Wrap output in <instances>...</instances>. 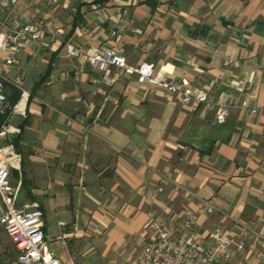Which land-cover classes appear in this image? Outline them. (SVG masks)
<instances>
[{
  "label": "crops",
  "instance_id": "0c3cea01",
  "mask_svg": "<svg viewBox=\"0 0 264 264\" xmlns=\"http://www.w3.org/2000/svg\"><path fill=\"white\" fill-rule=\"evenodd\" d=\"M13 16L54 37L14 56L27 100L11 116L16 204L39 205L49 251L63 264H127L162 201L173 214L199 211V233L220 226L243 240L245 260L231 264H253L264 237V113L179 104L134 75L69 58L66 45L111 48L208 102L262 109L264 0H22ZM8 56L0 53V70ZM17 95L9 90V102ZM205 203L212 214L199 210Z\"/></svg>",
  "mask_w": 264,
  "mask_h": 264
},
{
  "label": "built area",
  "instance_id": "2783aa9c",
  "mask_svg": "<svg viewBox=\"0 0 264 264\" xmlns=\"http://www.w3.org/2000/svg\"><path fill=\"white\" fill-rule=\"evenodd\" d=\"M21 1L0 0V53L9 54L4 59L6 68L0 70V116H5L4 123L0 125V228L5 231L16 251V264H63L47 247L43 231L44 217L39 205L31 203L18 206L17 186L10 184L11 173L21 169V155L14 144L20 129L11 123V116L23 110L27 100L22 74L15 67L14 56L24 46L54 41L53 35H48L39 24L20 21L13 16L15 7ZM49 2L54 5L58 0ZM125 24L126 19L120 18L117 28L110 35L116 37ZM66 53L73 59L84 56L88 66L99 72L113 68L126 75H134L139 84L157 87L175 97L182 105L208 103L217 106L219 111L236 107L253 116L260 111L264 113V108L251 105L245 99L236 104L228 97L222 101L208 102L203 91L194 92L182 84L170 82L164 72L156 70L153 64L129 66L124 56L111 48H91L83 52L79 45L67 44ZM9 90L19 93V99L13 105L8 100ZM162 192L161 187L156 189L157 194ZM199 210L206 215L213 212L209 203ZM198 218L199 211L183 209L173 214L167 212L164 202L157 201L156 207L147 213L141 251L132 264H228L233 260H245L242 253L246 243L243 240L220 226L199 233L196 230ZM255 246L253 264H264L263 236L257 237Z\"/></svg>",
  "mask_w": 264,
  "mask_h": 264
},
{
  "label": "rangeland",
  "instance_id": "374dc122",
  "mask_svg": "<svg viewBox=\"0 0 264 264\" xmlns=\"http://www.w3.org/2000/svg\"><path fill=\"white\" fill-rule=\"evenodd\" d=\"M17 179V172H12L10 176V184L13 186V182ZM16 251L10 244L7 235L3 229L0 228V264H15L16 263ZM137 260L135 255L127 264ZM230 261L228 264H231ZM115 264H126L123 260L117 259Z\"/></svg>",
  "mask_w": 264,
  "mask_h": 264
},
{
  "label": "trees",
  "instance_id": "16d2710c",
  "mask_svg": "<svg viewBox=\"0 0 264 264\" xmlns=\"http://www.w3.org/2000/svg\"><path fill=\"white\" fill-rule=\"evenodd\" d=\"M45 77H46V73H45V75H43V77L41 78V81L44 80ZM41 81H39L37 84H35V86H37L38 84H40ZM18 95H19V93H18ZM18 95H17V97L14 96L13 99L10 100V104L13 105V102H14L15 98H16V100H17ZM16 100H15V101H16ZM3 118H4V117H3ZM2 121H3V119H2ZM2 121H1V119H0V125H1ZM15 264H16V263H15Z\"/></svg>",
  "mask_w": 264,
  "mask_h": 264
}]
</instances>
